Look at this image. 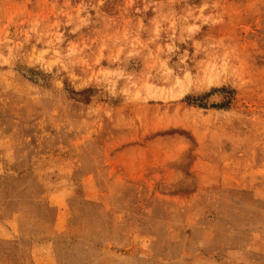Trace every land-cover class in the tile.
<instances>
[{"label": "rangeland", "instance_id": "374dc122", "mask_svg": "<svg viewBox=\"0 0 264 264\" xmlns=\"http://www.w3.org/2000/svg\"><path fill=\"white\" fill-rule=\"evenodd\" d=\"M0 264H264V0H0Z\"/></svg>", "mask_w": 264, "mask_h": 264}, {"label": "bare ground", "instance_id": "6f19581e", "mask_svg": "<svg viewBox=\"0 0 264 264\" xmlns=\"http://www.w3.org/2000/svg\"><path fill=\"white\" fill-rule=\"evenodd\" d=\"M213 97H214V96H213ZM213 97H212V98H213ZM218 98H219V97H218ZM218 98H216V99H218ZM213 99H214V98H213ZM216 101H217V100H216Z\"/></svg>", "mask_w": 264, "mask_h": 264}]
</instances>
